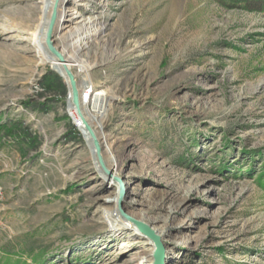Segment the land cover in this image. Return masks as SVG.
Wrapping results in <instances>:
<instances>
[{
    "label": "rangeland",
    "instance_id": "obj_1",
    "mask_svg": "<svg viewBox=\"0 0 264 264\" xmlns=\"http://www.w3.org/2000/svg\"><path fill=\"white\" fill-rule=\"evenodd\" d=\"M42 1L0 0V264H139L156 250L143 218L167 228L170 264H264V0L70 3L101 21L78 57L111 95L96 132L118 158L112 182L102 150L69 131L67 81L66 98L35 92L58 75L32 47ZM119 188L114 215L135 229L115 233Z\"/></svg>",
    "mask_w": 264,
    "mask_h": 264
},
{
    "label": "bare ground",
    "instance_id": "obj_2",
    "mask_svg": "<svg viewBox=\"0 0 264 264\" xmlns=\"http://www.w3.org/2000/svg\"><path fill=\"white\" fill-rule=\"evenodd\" d=\"M73 0H43L42 1V16L39 20L38 25L34 29L32 33V47L37 52L39 65H50L53 67L54 71L57 72V74L61 75L65 80L68 81L70 86V93L72 92V86L70 83V80H68L67 75V68L70 70L72 67L78 68L80 72L83 73V78L87 83H90L95 88V85L93 83V79H91L90 71L92 70L93 66H90L86 64L80 57H78V54L83 50L88 48V40H91L93 37L98 36L102 32L101 27V21L98 16H95L93 18H87L85 19L82 14H80L76 9L73 10L69 7L70 3ZM54 20L55 27L53 29H50V24ZM67 23H71L70 26H66ZM67 28V32L60 37L61 31ZM64 38L67 40L66 45L67 47L76 48V51L72 55H68V52H65V55L61 54L63 56V60L58 59V57L54 54L53 50L58 49L57 46L54 45V39L55 38ZM75 50V49H73ZM64 53V52H63ZM56 58H54V56ZM83 86V85H81ZM80 86V87H81ZM94 96V97H93ZM93 97V105L91 109L83 108V113L85 114L86 120H87V126L90 128L91 131L86 132L87 135L85 136L88 145L91 149H93V146H95V140L100 145L99 147L104 153L103 159L105 166L107 168L111 169V173L109 177L107 178L108 182H112L114 179H116V174L114 171L116 168H118V158L115 156L113 159L111 156L108 157L107 153L110 149V144L107 142V137L105 132H96L98 129V125H102V119L107 114V111L109 110L108 106L109 103H111V95L107 91H101L95 89L92 93ZM96 137V138H95ZM101 153V152H100ZM99 153V154H100ZM105 156V157H104ZM97 159V157H96ZM100 162L102 161L101 156L99 155ZM94 160V159H93ZM119 194H120V188L118 193L114 194L115 196L110 198V201H107V206L105 207L107 210V213L110 215L109 223L111 224L112 231L111 232H123L126 229L132 227V224H127L119 220V216H115L114 213L117 212V204L119 202ZM109 202V203H108ZM112 215V216H111ZM142 221L151 227L156 233V248L158 246H163L161 243V240L165 242V235L167 233L166 229H161L154 225V223L150 220L142 219ZM145 225V227H147ZM110 228V229H111ZM148 228V227H147ZM135 229V228H133ZM134 236H137L138 238H141V234H134ZM155 251L152 250V254L147 255H141V257L138 258L139 264H155ZM170 253V252H169ZM168 255V254H167ZM171 258L170 254L169 256H166L165 264H170Z\"/></svg>",
    "mask_w": 264,
    "mask_h": 264
},
{
    "label": "built area",
    "instance_id": "obj_3",
    "mask_svg": "<svg viewBox=\"0 0 264 264\" xmlns=\"http://www.w3.org/2000/svg\"><path fill=\"white\" fill-rule=\"evenodd\" d=\"M59 77L63 79L61 75H59ZM75 80H76V77H75ZM82 83H83V88L85 89V92L83 93V96L80 101L81 115L79 111L75 107H73L74 110L70 113V118L72 119L71 123H73L75 126V131H80L82 135H84L85 137L87 135V132H86V124L84 123V121L87 122V120H86L85 114L83 113L82 107L91 109L93 105L94 96L92 97V99H90V97L92 96V93L96 88H94L93 85H91L90 83H87V81H83ZM35 92L41 96H48L40 84L36 85ZM4 194H5V188H4V185L0 182V201L3 199Z\"/></svg>",
    "mask_w": 264,
    "mask_h": 264
},
{
    "label": "trees",
    "instance_id": "obj_4",
    "mask_svg": "<svg viewBox=\"0 0 264 264\" xmlns=\"http://www.w3.org/2000/svg\"><path fill=\"white\" fill-rule=\"evenodd\" d=\"M40 85L41 87L44 89L45 93L49 96V95H59L60 98H66L67 97V86L64 82V80H62L58 75H55L53 72H48L47 74H45L41 80H40ZM52 98H49L48 100H51ZM26 106H30V103H25ZM49 107L47 106L46 103H42L40 110L44 111V112H48ZM68 117V116H67ZM69 131L70 133H72L73 131H75V126L73 123H71V121H69ZM1 128H5V127H1ZM25 139L28 140L30 142V144L32 146L35 145V141L36 139H31L30 138V134L25 132ZM35 148V147H33Z\"/></svg>",
    "mask_w": 264,
    "mask_h": 264
},
{
    "label": "water",
    "instance_id": "obj_5",
    "mask_svg": "<svg viewBox=\"0 0 264 264\" xmlns=\"http://www.w3.org/2000/svg\"><path fill=\"white\" fill-rule=\"evenodd\" d=\"M52 29V28H50ZM55 55L58 57L59 60H63V56H61V54L55 50H53ZM67 75H68V80H70L71 86H72V94L74 95V106L75 108L79 111L80 115H81V109H80V100H79V94L78 91L76 90L77 87V81L75 80L74 75L71 73V71L67 68ZM84 123L86 124L87 127V131H91L90 128L87 126V122L84 121ZM96 138V137H95ZM98 141V140H97ZM97 141L95 140V148L97 149V151L99 152V144L97 143ZM100 153V152H99ZM146 228V227H145ZM148 229V228H147ZM148 231V230H147ZM155 264H165V259H166V252L163 248V246H158L156 248L155 251Z\"/></svg>",
    "mask_w": 264,
    "mask_h": 264
}]
</instances>
